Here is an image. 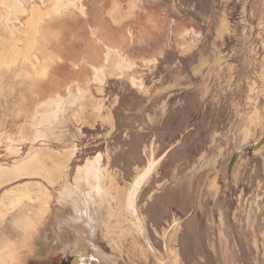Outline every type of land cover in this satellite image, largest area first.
Wrapping results in <instances>:
<instances>
[{
  "label": "rangeland",
  "instance_id": "374dc122",
  "mask_svg": "<svg viewBox=\"0 0 264 264\" xmlns=\"http://www.w3.org/2000/svg\"><path fill=\"white\" fill-rule=\"evenodd\" d=\"M112 1L73 0L75 10L48 18L46 27L52 31L41 33L40 51L49 64L44 78L26 80L29 66L0 69V164L12 166L32 146L56 144L59 150L46 161L49 166L65 159L61 149L73 143L77 147L54 182L42 176L6 177L0 186V203L11 190L37 181L52 193L45 222L57 223L51 226L56 235L49 231L45 240L39 232L26 240L20 249L22 264H74L65 228L77 207L71 197L79 195L75 189L88 200L99 197L95 211L113 218L97 224L95 236L99 251L112 264H264V143L255 144L264 132V0L133 1V7L140 1L142 17L151 19L152 29L140 25L139 15L114 23ZM85 6L86 15L75 14L62 25L63 16L83 12ZM21 7L10 21L16 27L28 16ZM123 29H134L133 38ZM94 30L125 56L128 79L112 74L107 55L101 54L104 43ZM59 49L66 60L49 75ZM86 59L100 64L91 71ZM71 61H79L82 71ZM78 75L80 83L72 82ZM88 80L90 95H75L72 87L68 95L70 85L85 88ZM57 94L61 101H73H63L59 120L46 121L45 109H53L46 102ZM74 111L80 119H74ZM150 160L153 168L137 201L153 252L134 221L123 216H131L126 198L134 196L130 187ZM95 166L109 169L102 171L104 189L87 175L86 169ZM80 174L83 180L72 187ZM28 201L23 202L28 210L39 204ZM14 213L6 211L0 219L1 241L17 235L11 223ZM107 223L115 226L116 249L106 236ZM56 236L63 241H52ZM83 252L86 258L92 254Z\"/></svg>",
  "mask_w": 264,
  "mask_h": 264
},
{
  "label": "bare ground",
  "instance_id": "6f19581e",
  "mask_svg": "<svg viewBox=\"0 0 264 264\" xmlns=\"http://www.w3.org/2000/svg\"><path fill=\"white\" fill-rule=\"evenodd\" d=\"M72 1L73 0H0V27H3V30L4 29L7 30L6 34H3L5 31L2 34H0L2 36L1 45H3L2 48H0V69H4V68L11 69L12 67H20L22 69L24 68L25 70V68L29 66V70L31 71V74L29 75L31 76L30 77L26 76L25 78L26 80L44 78L46 76L45 73L47 71V67L49 64H48V60L46 59L45 55L42 54L40 51L42 47L41 42H42V39L44 38V35H41V33L52 31V29H47L46 27L48 18L52 16L60 15L63 12H66L69 10L71 11L75 10L74 5L71 4L75 2H72ZM67 4H71V5L68 8H65L64 6L65 5L67 6ZM22 5L25 6V8L23 7V9H26L28 11V16H23L24 20L21 22L20 26L16 27L14 25H11L10 21H12V19L15 17L16 11L19 9H22L21 7ZM17 18L18 17H16V19ZM47 36H50V35H47ZM9 49L10 51H8ZM40 54L42 55V57H40ZM54 58H55L54 55L51 53V59L53 60V62L55 60ZM107 58H108L107 59L108 63L110 65L109 68L112 74L126 77L128 79L127 76H130L128 72L129 62L126 60L125 56L119 51L110 49L107 53ZM28 63L29 65H27ZM100 71H102L101 68L97 69L93 78H95L96 75H99ZM133 81L135 80L133 79ZM91 84L92 83H90L89 80L86 82L85 88L80 87L79 84L77 83H75L74 85L72 84V86L70 85L68 88V91H69L68 95L70 96L71 94L70 93L71 87L73 88L74 91H76L75 95H84V93L85 95L87 93L90 95V93H92V89L90 88ZM132 84L134 85V83ZM1 86H2V79L0 78V90H1ZM30 87H33V85L30 84ZM100 90L102 91V89ZM62 97L63 96L61 94H57L52 99H49L50 101L48 100L46 102L48 104L46 108L53 107V109L51 110L45 109L46 121L59 120L60 118L57 115V113L58 111L63 110L64 108L63 101L64 100H68L70 102L73 101L72 98H71L72 100H69L70 98L68 99L66 98L63 101H61V99H63ZM85 98L87 99V97ZM82 99L83 98L81 97V100ZM58 107H61V108H58ZM54 109L56 110L53 111ZM77 112L78 111H76L75 113ZM70 115L72 114L70 113ZM72 118L73 117L71 116V119ZM74 119L75 120L80 119V115L79 114L75 115ZM109 119L113 120V116L111 114L109 115ZM89 120H92V119H89ZM255 120L258 121V123L260 121L257 118ZM104 121H107V120H104ZM73 129L76 130V128H73ZM75 130L72 132H75ZM40 135L43 136L44 133L41 134L40 132ZM65 135H67V133L64 134V137ZM262 143H264V132L255 141L256 145H260ZM76 148H77L76 145L73 143L72 147L69 148L68 150L64 151L61 149L60 152L62 154H65V159L62 161H57L56 159V162L48 166V163L46 161L48 159L50 160L52 158V155L59 150L56 144H54L52 147L43 146L41 148L32 146L28 154L26 156H21L15 159L16 161L14 162L12 166L0 164V186L3 184L6 177H8V179H15V178H20L24 176H42L43 178L47 179L49 182H54V180L57 177L61 176V172L67 168L70 157L75 153ZM17 152L19 154H22L23 148L21 149V151H17ZM53 160H55V158H53ZM153 163L154 162L150 160L148 167H146V169L141 171L142 173L138 177V179L135 178L136 182H134V179H133L134 183L131 185L130 189L133 190L134 196L127 197L125 201V205H126L125 207L127 208V211L130 212L131 216H129L128 213L123 215L125 216L127 220L134 221L133 223L134 229H136L140 234L143 235L144 240L146 241L147 248L152 252L155 250L152 246V243L149 237H147V235L145 234V227H144V224L142 223L143 216L141 215V207H139L137 199L139 198L141 184L143 183V181L147 182L149 179V173H150V170L152 171ZM103 169H106L109 173V169L106 167L101 168L100 166H95L91 170L86 169V172H88L87 175L93 178V181H91V183L96 185L97 187H100V189L105 187L103 186V181L104 183L106 182L104 180L105 178H103V181L101 179L103 175L102 174ZM80 170L84 171V168H81ZM81 176L83 175L80 174L75 179L76 185L72 187L74 188L78 187L80 182L83 180ZM30 185L22 189L19 188L20 189L19 191H17L18 189L16 191L11 190L9 194H7V197L5 196L6 198L2 200L0 203V219L4 217L6 211H9V210L15 211V213L11 217V223L17 234L15 238L8 236L4 238L3 241L0 240V264H22L23 256L20 252V249L25 246V241L33 237L35 234H38L39 232L44 234L45 240L49 239L47 235L49 231L51 232V234L56 235V231H55L56 229L51 226L57 223L55 222L52 225H49V221L45 222L46 219L50 218V203L52 201L51 191L41 181H37V183L33 184L32 186ZM84 187H85V184H84ZM87 190L89 192V189ZM8 191L9 190H7V192ZM75 191L79 195L75 194L76 196L73 197L71 193V197L73 200V204H75L77 207L75 209L73 208V211L72 212L70 211L71 213L69 212L71 217L67 220L66 222L67 228H65L67 233L69 234V238L67 240H69V243H71L70 251L72 254L75 255L73 258V263L82 264L84 263V261H86L88 264H112L110 259L105 258L104 255L101 254V252L99 251L95 243V236L97 235V231H98L97 224L102 223L105 220L107 221L108 218L113 220V218H111V214L107 213L105 215V213L102 211H100L99 213L98 211H95L94 206L98 205V203H101V199L99 200V197L98 199L91 197L90 200H88L89 198L87 197L86 193L80 192L81 189L80 191L78 189H75ZM34 192L36 193V195L32 196V193ZM103 193L104 192L102 191L101 195H105ZM95 194H98V193H95ZM26 199L27 201L28 199H31L33 200V202L34 200L35 201L37 200L39 204L37 206L34 205L35 207H33L32 209L29 208L30 210H28L26 209L27 206L23 205V202ZM31 203L29 205L30 207H31ZM35 203L37 202H34L33 204ZM112 216L115 218L114 214H112ZM42 223L43 225H41ZM110 224L111 223H107L105 233L109 239V244L111 245V247L116 249L117 243H115V239H114L115 226H111ZM52 241L61 242L63 241V239H61L60 236L59 238H57L56 236L54 237ZM84 250L92 251V254L89 258H86V254L85 252H83ZM156 255L161 256L160 254H156Z\"/></svg>",
  "mask_w": 264,
  "mask_h": 264
},
{
  "label": "crops",
  "instance_id": "0c3cea01",
  "mask_svg": "<svg viewBox=\"0 0 264 264\" xmlns=\"http://www.w3.org/2000/svg\"><path fill=\"white\" fill-rule=\"evenodd\" d=\"M133 1H135V0H131V2H123L122 0H113L111 6L109 8V15H110L111 19L113 18L112 21L114 23L117 22L116 24H119V23H123L125 20H127V19H129L131 17L136 18L139 15L140 25L143 26L144 29H152V26H151L152 23H151V25H149L150 22H151V19L147 18V19L144 20L143 17H142L143 11H142V9H141V7L139 5V2L140 1H138V4L135 7L132 6V2ZM123 6H125L124 8L126 9V12L125 13H123L122 9H120ZM75 14L76 15L77 14L86 15L87 14V8H86V6H85V9H84L83 12L79 11V12H75V13H69V14L63 16L62 18H65V20H64V23L62 25L65 24L66 19L74 16ZM57 29H63V27L59 25V27ZM95 29H98V28H95ZM123 30L125 31V33L127 34V36H129V38H131V37L133 38L134 32H135L134 29H123ZM95 31L96 30H94V32H93L94 35H95V37L98 38V39L100 38V41L102 40L103 43H104V47L105 48H104V50L101 53V54H103V57H106V55H107V53H108V51L110 49H116V50L119 51V48L111 40H109V39L103 40V38L100 37L99 33H97V31L96 32ZM61 38L62 37H59L58 38V40H57V46L60 44V42L62 40ZM60 50L61 49H59V52H55L56 53L55 55L58 56V59L56 60V63L53 65V67L51 69V73L49 72V75H53L54 74L53 73V69H54V67L56 65H58L59 63H64L65 60H66L64 58V56L61 54ZM71 63H72V65L74 67H78L79 70L82 71V66H80V62L79 61H77V62L71 61ZM85 63L90 67L91 71H94L95 67L100 64V62H95L93 59L92 60L86 59V62ZM78 76L79 77L77 79L72 80V82H79L80 83L82 77L80 75H78ZM56 92H58V90Z\"/></svg>",
  "mask_w": 264,
  "mask_h": 264
}]
</instances>
